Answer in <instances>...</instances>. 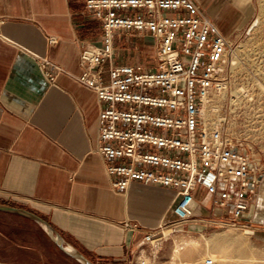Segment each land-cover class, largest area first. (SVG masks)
Returning <instances> with one entry per match:
<instances>
[{"label":"crops","instance_id":"0c3cea01","mask_svg":"<svg viewBox=\"0 0 264 264\" xmlns=\"http://www.w3.org/2000/svg\"><path fill=\"white\" fill-rule=\"evenodd\" d=\"M195 1L232 43L241 26L227 12L234 0ZM0 18V204L42 217L91 262H129L143 238L131 226L172 219L176 191L111 186L97 151L103 104L78 81L83 48L102 44L101 22L86 0H0ZM211 202L198 188L197 216L211 218ZM244 221L258 228L249 214ZM57 250L42 225L0 211V262H53Z\"/></svg>","mask_w":264,"mask_h":264},{"label":"built area","instance_id":"2783aa9c","mask_svg":"<svg viewBox=\"0 0 264 264\" xmlns=\"http://www.w3.org/2000/svg\"><path fill=\"white\" fill-rule=\"evenodd\" d=\"M86 9L103 35L100 46L83 48L78 81L103 104L97 151L111 186L126 192L137 182L176 191L172 219L155 228L131 226L143 234L140 248L156 249L167 233L193 223L249 229L244 218L259 191V170L242 144L204 115L211 95L226 87L228 38L195 0H86ZM122 34L152 39L155 65L118 62ZM198 188L212 197V219L194 210Z\"/></svg>","mask_w":264,"mask_h":264},{"label":"rangeland","instance_id":"374dc122","mask_svg":"<svg viewBox=\"0 0 264 264\" xmlns=\"http://www.w3.org/2000/svg\"><path fill=\"white\" fill-rule=\"evenodd\" d=\"M230 11L241 26L231 43L226 87L211 95L207 103V117L204 115L209 123L219 124L229 138L238 140L259 170V191L247 212L257 222L258 228L240 229L193 223L179 233H167L166 240L158 248H140L129 262L118 264H141L138 259L140 255L147 264H204L205 260L211 259V255L218 257V264L242 256L241 260L264 263V0H234L227 12ZM116 53L120 63L132 61L149 67L155 65L156 49L150 38L122 34ZM237 246H241V249ZM178 248L180 256L175 253ZM52 255L55 259L53 262L0 263L83 264L78 260L66 259L58 250Z\"/></svg>","mask_w":264,"mask_h":264},{"label":"water","instance_id":"95a60500","mask_svg":"<svg viewBox=\"0 0 264 264\" xmlns=\"http://www.w3.org/2000/svg\"><path fill=\"white\" fill-rule=\"evenodd\" d=\"M0 211L16 214L19 216H23L27 219H30L32 221L39 223L40 225H42L44 227V229L46 230V232L48 233V235L50 236V238L54 242V244L64 254H66L67 256H69L72 259H75V260L82 262L83 264H93V262H91L81 252L67 248L66 243H65V239L62 236V234L59 233L51 223H49L48 221H46L42 217L38 216L37 214H35L31 211H28L26 209H23V208H16V207L4 205V204H0ZM0 264H2V263H0Z\"/></svg>","mask_w":264,"mask_h":264},{"label":"bare ground","instance_id":"6f19581e","mask_svg":"<svg viewBox=\"0 0 264 264\" xmlns=\"http://www.w3.org/2000/svg\"><path fill=\"white\" fill-rule=\"evenodd\" d=\"M242 50H243V49H242ZM243 51H244V50H243ZM244 52H245V51H244ZM207 112H208V111H207V106H206L205 111H204L206 117H207ZM237 248L241 249V246H237ZM175 253H176L177 255L180 256V249H179V248L176 249ZM243 257H244V256L239 257V258L234 259L233 261H231V262H227V263H225V264H264L263 262L261 263V262H255V261H249V260H247V261H245V260H241ZM211 259H212L213 261H215L214 264H215V263L218 264V257H217V256H215V255H211ZM182 264H193V262H186V263H182Z\"/></svg>","mask_w":264,"mask_h":264}]
</instances>
